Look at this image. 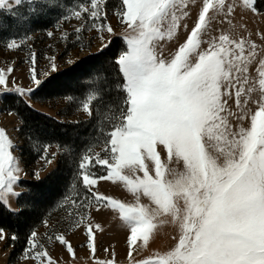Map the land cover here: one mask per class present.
<instances>
[{"label": "snow or ice", "instance_id": "obj_1", "mask_svg": "<svg viewBox=\"0 0 264 264\" xmlns=\"http://www.w3.org/2000/svg\"><path fill=\"white\" fill-rule=\"evenodd\" d=\"M245 2L255 10L253 0ZM90 3V8L81 11L96 18L101 3L98 0H90ZM122 4L120 22L138 34L128 39L127 51L116 60L126 92L123 115L126 122L120 123L110 133L111 161L99 156L95 160L97 165L107 168L106 175L90 178V174L83 171L91 164L89 156L79 163L84 187L96 199L97 205L119 209L120 219L130 227L127 237L129 249L138 239L145 243L148 241L156 227L153 221L158 213L171 215L179 227L178 237H173L175 247L151 264H264V98L258 110L250 115L249 128L240 127L232 131L227 118L221 115L227 110V100H222V96H231L229 88L235 89L236 105L240 107L247 76L235 75L233 69L235 73L248 70L240 66L243 43L235 45L239 49V54H236L224 47L226 42L232 41L221 35L219 45L213 41L207 50L199 51L200 34L208 24L207 14L210 8L215 7L212 0H203L186 42L179 46L170 60H165L157 57L149 44L159 34L155 25L168 16L172 0H122ZM81 11L75 12L76 19L81 18ZM104 28L108 32L113 31L107 25H101L100 30ZM76 32L80 29L77 28ZM8 47L16 48L18 45L13 42ZM52 59L55 60L54 57ZM260 64L259 75L264 78V60ZM51 68L56 70L54 62ZM13 71L12 67L7 69L8 74ZM29 74L36 89L43 85L44 81L38 78L34 58ZM6 84V73L0 71V85ZM260 84L264 86V79ZM8 90L4 87L0 92ZM15 92L31 94L33 88H16ZM92 99L89 97V102L83 104V110L89 116L92 115ZM228 114L233 115L231 112ZM245 118L244 113L237 116L239 120ZM6 140L5 132L0 130V189L7 185L5 194H0V203L15 212L17 210L11 207L6 193H12L13 182L19 179L14 171L19 172L20 169L12 166L13 156L8 151L10 144ZM157 146H163L161 150L166 151L170 158L174 156L182 160L184 171L177 173L168 169V175L173 177L168 179ZM209 147L214 148L215 155L207 150ZM43 160L47 165L53 162L47 156ZM146 160L153 162L155 176L150 175ZM123 169L133 173L138 169L143 177H136L134 181L121 174ZM113 177L126 181L133 191L142 190L156 208L140 206L134 209L119 200L92 192L98 179L110 180ZM35 178L40 179L38 171ZM179 201H183L182 207ZM36 237L37 233L33 231L27 240L25 258L31 256L43 264L47 252L41 250L42 245L36 243ZM5 239L8 237L0 229V240ZM11 239L17 237L13 235ZM55 239L72 252L63 235H57ZM87 239L89 248L94 249L91 230L87 232ZM48 264H52L50 258ZM136 264H149V261Z\"/></svg>", "mask_w": 264, "mask_h": 264}, {"label": "rangeland", "instance_id": "obj_2", "mask_svg": "<svg viewBox=\"0 0 264 264\" xmlns=\"http://www.w3.org/2000/svg\"><path fill=\"white\" fill-rule=\"evenodd\" d=\"M98 3H101V10L96 18H92L89 12L81 11L91 7L90 0H3V3H0V71H5L7 79V84L0 85V89L4 87L9 89L8 92H0L2 97L0 98V130L5 132L6 143L10 144L8 151L13 156L12 166L20 169L19 172L14 171V175L19 179L13 182L12 193H6L13 209L17 210V199L23 192L22 182L37 180L35 178L37 171L42 179L55 169L58 149L54 146L45 147L41 157L32 166L26 168L19 150L21 122L16 114L5 109L4 98L7 95L20 97L34 111L60 121H77L96 114L95 119L98 122L96 110L99 107L97 109L96 103L99 102L100 96L94 91L95 83L89 77L83 78L81 83L86 89L78 95L70 93L67 97L51 96L39 99L36 91L41 86L36 89L29 74V69L33 67V58L39 74L38 78L46 81L78 61L100 53L117 38L120 41L118 44L120 51L116 60L127 51L128 39L138 34L132 33L120 22L122 0H98ZM202 3L203 0H172L168 16L160 24L155 25L159 34L154 36L149 44L157 57L170 60L179 46L186 42L198 19ZM212 4L215 7L209 9L207 27L199 37L201 40L199 51L207 50L209 43L213 41L219 45L221 35L228 36L229 41H232V43L226 42L224 47L232 49L236 54H239V49L235 45L237 43L244 45L243 62L240 66L247 67L248 70L246 73H235L233 69L235 75L242 78L247 76V83L243 85L244 91L240 97V107L236 105L234 88L228 89L231 96H222V100H227V110L221 115L227 118L231 130L237 131L240 127H250V115L258 110L264 98V86L260 84V80L264 78L259 75L260 61L264 60V15L251 10L252 5L245 0H223V3L221 0H212ZM77 11H81L80 19L75 18L74 14ZM101 25L110 26L113 31L108 32L107 28L101 31ZM77 28L80 32H76ZM49 32L52 33L51 36L48 35ZM13 42L18 47L9 48L8 45ZM195 59L193 55V60ZM53 62L56 65L55 71L51 68ZM9 67L14 69L11 74L7 73ZM16 88L25 90L33 88V92L21 95L15 92ZM249 88L252 89L251 92L247 91ZM89 97L93 98L90 103L91 116L83 110V104L89 102ZM228 112L233 115H229ZM241 113L246 114L244 120L237 119ZM115 120V129L120 123L126 122ZM162 147L157 146V152L167 178L172 179L173 177L168 175V169H173L177 173L183 172V161L174 156L170 158L166 151L161 150ZM207 150L213 155L216 154L212 147ZM44 156L52 159V164H45ZM97 156L111 161L109 142L106 147L97 148L89 156L91 164L84 169V172L90 174V178L100 177V173H104L102 176L107 174L106 167L95 163ZM145 163L149 166L150 175L155 176L153 162L146 160ZM121 174L128 175L134 181L136 177H143V173L138 169L134 173L129 169H123ZM6 187L7 185L5 189H0V194H5ZM92 192L119 200L134 209L140 206L148 209L156 208L151 199L144 196L142 190L133 191L126 181L115 177L110 180L98 179L97 184L92 187ZM178 203L182 207L183 201ZM153 222L156 227L150 233L148 241L145 243L138 239L129 249L127 237L130 234V227L120 219L119 209L105 207L103 204L97 205L94 198L85 218L77 221L73 227L57 230L51 227L50 222H44L34 232L37 233L36 243L42 245V251L47 252L43 264H48V258L51 259L52 264H136L138 261H149L151 264L175 247L176 241L173 237L179 235L178 224L173 221L171 215L158 213ZM89 230L94 235V249L88 246ZM4 233L8 237L7 233ZM57 235H63L68 241L72 247L71 253L65 245L56 241ZM7 240H0V264H39L31 256L25 258L28 245L23 253L11 258L12 248Z\"/></svg>", "mask_w": 264, "mask_h": 264}, {"label": "trees", "instance_id": "obj_3", "mask_svg": "<svg viewBox=\"0 0 264 264\" xmlns=\"http://www.w3.org/2000/svg\"><path fill=\"white\" fill-rule=\"evenodd\" d=\"M254 7L264 15V0H254ZM118 44V38L112 40L103 51L53 75L36 91L39 99L78 95L86 89L81 83L83 78L89 77L100 96L96 103L98 122L96 114L77 121H60L34 111L20 97L5 96V109L16 114L21 122L19 150L24 166H32L45 147L58 149L56 167L51 173L21 183L23 192L17 199V212L0 203V229L8 235L11 258L23 253L30 234L44 222H50L57 230L69 229L85 218L93 203L94 197L83 185L79 163L97 148L106 147L115 129V119L123 120L126 92L116 64ZM13 235L17 239L12 240Z\"/></svg>", "mask_w": 264, "mask_h": 264}]
</instances>
